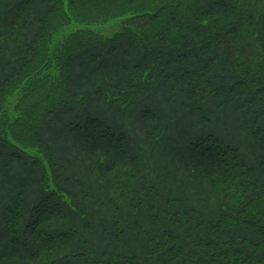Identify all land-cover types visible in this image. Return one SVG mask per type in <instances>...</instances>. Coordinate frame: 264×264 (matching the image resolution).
Segmentation results:
<instances>
[{
	"label": "trees",
	"instance_id": "obj_1",
	"mask_svg": "<svg viewBox=\"0 0 264 264\" xmlns=\"http://www.w3.org/2000/svg\"><path fill=\"white\" fill-rule=\"evenodd\" d=\"M2 127L0 264H264V0H0Z\"/></svg>",
	"mask_w": 264,
	"mask_h": 264
},
{
	"label": "rangeland",
	"instance_id": "obj_2",
	"mask_svg": "<svg viewBox=\"0 0 264 264\" xmlns=\"http://www.w3.org/2000/svg\"><path fill=\"white\" fill-rule=\"evenodd\" d=\"M116 24H112L108 28V34H112L116 27ZM21 86H18L16 89L12 91L10 95H8L3 102V115L6 117V120L8 122V125L13 126L16 124L18 119L21 118L20 113L17 111V107H19L21 99H23L21 92H20ZM24 102H26V98L24 97ZM12 133L21 134L20 131H13ZM1 135L5 136L8 140H11L14 138L13 136H10V130L6 127H2ZM11 142V141H10Z\"/></svg>",
	"mask_w": 264,
	"mask_h": 264
}]
</instances>
